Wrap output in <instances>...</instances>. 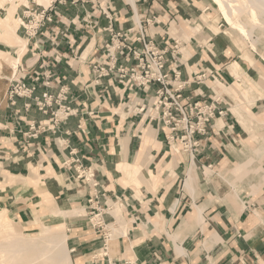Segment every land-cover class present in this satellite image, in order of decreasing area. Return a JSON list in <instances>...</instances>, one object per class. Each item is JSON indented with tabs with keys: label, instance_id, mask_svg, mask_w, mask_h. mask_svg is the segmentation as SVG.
<instances>
[{
	"label": "crops",
	"instance_id": "1",
	"mask_svg": "<svg viewBox=\"0 0 264 264\" xmlns=\"http://www.w3.org/2000/svg\"><path fill=\"white\" fill-rule=\"evenodd\" d=\"M69 1L56 5L55 20L37 34L27 35L20 24L16 28L25 41V50L21 54L11 50L10 54L18 59V73L38 86L32 98L17 97L13 106L5 99V92L0 97V205L23 222L32 219V211L44 192L52 198L49 209H81L69 216H55L48 208L41 214L46 223L65 227L71 264H264V190L256 198L243 199L246 206L241 209L240 199H233L235 203L229 197L233 194H224L220 176H233L237 165L234 153L242 157L249 147L264 154V86L258 85L259 67L255 65L257 61L264 69V40L258 39L256 47L263 55L253 47L248 49L255 56L252 65L237 42L226 35L201 32L207 37V46L198 44L193 35L188 41L171 35V24L177 25L179 18L191 15L188 1L187 5L183 0H152L136 5L148 36L159 47L169 48L174 39L179 41L178 80H191L194 73L204 74L185 86L184 94L210 100L215 93L222 100L219 106L226 108L225 114L216 116L207 126L206 134L197 135L200 145L193 158L181 151L185 160L174 159L165 139L167 129L147 117L146 107L140 113L133 111L145 103V96L152 94L157 85H152L148 93L139 91L134 95L133 90L107 78L99 85L92 80L91 64L100 58L101 47L109 40L107 27L125 30L133 25V7L126 2L110 4L109 0H100L99 4ZM34 5L33 0L21 4L15 18L23 19L24 7ZM100 7L111 15L110 21ZM208 8L206 5L204 11ZM88 40L93 43L85 53ZM167 58L169 69L168 53ZM235 61L242 67L241 81L252 85L251 93L235 92L234 87V92L229 91L235 78L228 67ZM121 62L130 65L133 61ZM10 70L11 75L12 66ZM45 73L51 80L48 88L40 84ZM170 79L174 83L171 72ZM60 89L66 90L64 104L73 113L55 128L44 127L29 137L32 122L41 127L51 124L50 111L40 112L33 97L45 90L56 95ZM28 102L31 106L26 109L24 104ZM56 108L53 103L51 110ZM60 116L58 113L57 118ZM240 117L249 128L260 125L263 135L247 133ZM255 137L263 140L257 144ZM234 143L240 144L237 150L225 149ZM75 157L93 169L97 186L80 184L76 179L72 163ZM191 159L196 175L193 193L185 187ZM206 168H214L222 179L199 178L196 172L201 176ZM124 170L130 171V177ZM18 179H24V183H16ZM94 192L103 194L98 196L97 204L108 206L102 215L109 234L105 238L89 220L88 198Z\"/></svg>",
	"mask_w": 264,
	"mask_h": 264
},
{
	"label": "built area",
	"instance_id": "2",
	"mask_svg": "<svg viewBox=\"0 0 264 264\" xmlns=\"http://www.w3.org/2000/svg\"><path fill=\"white\" fill-rule=\"evenodd\" d=\"M82 0H70L75 3ZM95 1L99 4L98 0ZM68 0H50L46 5H42L33 0L35 7H24V17L19 24L25 29L27 35H35L47 24L55 20L56 5H65ZM111 12L112 10L107 7ZM106 18L110 21L111 15L103 11ZM154 19V18H153ZM149 20H146L148 24ZM109 33V40L105 41L101 47L100 58L93 61L91 64V76L93 82L99 85L102 79L107 78L116 85H122L133 90L135 95L139 91L148 93L152 85L157 87L150 95L145 96L146 101L143 105L135 106L134 113H140L146 107L150 120H156L162 128L167 129L165 139L170 147L176 144L181 149L193 158L200 145V139L197 135H203L207 132V126L216 116L225 114L226 108H222L219 104L222 100L214 93L210 100L192 99L184 94L183 89L193 80H199L204 74H193L191 80H178L180 71L177 70V61L174 56L177 54L179 41L173 40V44L168 48L159 47L157 43L148 36L145 27L139 23L133 24L125 30H113L111 25L106 29ZM170 57L169 69L166 67L168 58ZM121 59L131 60L132 64L126 65L121 62ZM19 68V69H18ZM18 69V70H17ZM21 67H15L12 70L8 79V87L4 97L10 106L15 104L17 97L32 98L38 84L26 80V76L19 72ZM170 70V71H169ZM172 73V80L170 79ZM50 76L44 74V79L41 80V85L50 87ZM34 104L37 109L43 114L51 113L50 125L35 124L32 122L29 129L32 133H28L29 137L35 136L38 130L55 128L58 122L66 120L73 111L64 104L67 100L66 90L60 89L59 93L52 95L47 90L41 93L40 96L33 97ZM56 104L57 108L51 110L52 105ZM25 108H29L31 103H25ZM58 113L61 114L57 118ZM45 128V129H46ZM44 129V130H45ZM76 169V179H79L80 184L97 186L93 169L84 166L81 160L77 157L72 161ZM99 192H94L88 198L90 206L89 220L92 226L100 232H103L104 238L109 236L107 232V224L104 222L102 215L105 213L108 206L101 208L97 204Z\"/></svg>",
	"mask_w": 264,
	"mask_h": 264
},
{
	"label": "bare ground",
	"instance_id": "3",
	"mask_svg": "<svg viewBox=\"0 0 264 264\" xmlns=\"http://www.w3.org/2000/svg\"><path fill=\"white\" fill-rule=\"evenodd\" d=\"M17 1L18 0H0V9L4 7L5 4L7 6L4 9L6 15L3 17L0 16V43L8 48L7 53L9 54L11 50H14L18 54H21L25 50V41L16 33V28L18 27L21 19L13 17V14H17ZM49 1L50 0H40L43 4H47ZM127 1L132 4L133 9L135 10L134 0ZM213 1L216 3L217 8L226 20L228 27L232 31L231 33H239L240 36L242 35L243 38L248 39L251 44H253L252 41L254 43L258 42L259 31H262V34L264 33V0ZM135 13L136 12H134V16L132 17H134L133 23L137 25L139 23V19L137 17L138 15L136 16ZM90 44L91 41L88 40L85 51H87ZM6 56V52L0 50V62ZM17 60V58L12 57L11 60H9L10 63H8L15 68ZM240 71L241 68H239V74ZM239 77L238 73H236L235 85L238 86V88H241L242 83L238 82ZM235 85H233L234 89H236ZM242 86L246 87L244 84ZM252 154L254 157L251 156L248 159L238 161L241 169L231 181V192L235 197L237 196V190H244L247 187H251L253 190H256L264 182V171L260 172L257 176L252 175V172L256 167L255 165L258 164L256 161L257 157L259 158L254 151H252ZM190 163L191 165L189 170L193 168L192 159ZM124 171L128 177H130V171ZM10 179L11 180H9V182L13 180L12 178ZM26 180L32 181L30 179ZM185 186L189 192L193 193L194 187L191 185L190 179L187 180ZM240 203L243 205V207L240 205V208L243 209L246 201L240 200ZM51 205V196L44 192L42 193V201L37 202V211L41 209V212H43ZM49 211L55 216H69L75 215L82 210L79 208L73 210H63L57 207H51ZM198 211L200 212L201 210L199 209L197 212ZM31 220L32 222L34 220L35 223L38 222L37 224H39V231L32 235L24 232L22 229V226L27 224L28 221L22 222L17 219H9L6 214V209L2 207L0 208V264H71V256L69 250L67 249L68 234L66 233L64 226L56 225L51 228L48 223L45 224L44 221L42 222V219L37 216V214L36 216L34 215Z\"/></svg>",
	"mask_w": 264,
	"mask_h": 264
},
{
	"label": "rangeland",
	"instance_id": "4",
	"mask_svg": "<svg viewBox=\"0 0 264 264\" xmlns=\"http://www.w3.org/2000/svg\"><path fill=\"white\" fill-rule=\"evenodd\" d=\"M34 1H36V2H38L40 4H43V3L40 2V0H34ZM98 1H100V0H98ZM101 1H104V0H101ZM106 1H108V0H106ZM109 1H110V4L111 3L120 4V3H125L126 2V3H128V4H130L132 6V4L129 3L127 0H109ZM147 1H152V0H142V1H140V0H134V2H135L134 3L135 4V7H134L135 10H134V12H136L135 13L136 16L138 15L137 17H138L139 21L141 19H140L139 13L136 10V5L138 3L147 2ZM183 1H184V3L186 5H187V2L186 1L189 2L188 4L192 8L191 15L187 16V18L186 17L179 18V21H177V25L174 24V23H172L171 24V28L169 29V32L171 33V35H173L175 37H179V38L183 39L184 41H188L189 35H193L198 40V44H203L204 46L205 45L206 46L208 45V43H206V41H205V39L207 37L206 36L204 37V35H202L201 32H204V31H207L208 30V31L211 32V34L215 33L216 37H219L220 35H226L227 38H231V39L233 38L235 40V42H237L236 45H239L240 48L243 51V57H245L248 61H250V63L252 65H254L255 56L254 55H251L249 53L248 49L250 47H253V48L255 47L254 49L260 54L261 51H259L256 48L257 47V43H254L252 41L253 44H251L248 39L243 38L242 35L240 36L239 33H237V32L231 33L232 32L231 29L228 27V24H227L226 20L224 19L222 13L219 11V9L216 6V3L213 0H186V1L183 0ZM17 3H18V5H17V8H18V7H20L21 4L22 5H28V3L30 4V0H26V1L18 0ZM107 5L109 6V3H107ZM206 5L209 8L204 11V7ZM6 7L7 6L5 4V6L0 9V16L1 17H3V16L6 15V12H4V9ZM193 7H195V8H193ZM234 15H235V13H234ZM15 16H17V14L16 15L13 14V17L14 18H15ZM132 16H134V13L132 14ZM132 16H131V18L133 19L134 17H132ZM132 24H134V23L132 22ZM180 25H181V28L184 30L185 34L182 31V29L179 30V26ZM185 27H186V29H185ZM0 31H1V29H0ZM259 39L261 41L264 40V33L262 34V32H260V31H259ZM260 40H258V41H260ZM229 42H230L229 44H232L231 41H229ZM92 43L93 42L91 41V44L89 45L87 51H89V49L92 47ZM0 50L5 51L6 54H7V56L3 60H1V62H0L1 63V69H0V97H2L3 93L6 91V88H7V80L6 79L10 75V71H11L10 70L11 69V64H9L10 63L9 60H11V58L13 56L11 54L7 53L8 52V48L5 47L2 43H0ZM87 51H85V53H87ZM181 51L183 52V57H186L187 56V53L185 52V49L184 48H181ZM261 55H263V54L261 53ZM256 57H258V56L256 55ZM7 58H9V59H7ZM174 58H175L176 61H178V55L177 54L174 56ZM257 63L258 62L256 61V64L255 65H257L259 67V68H256L257 69V72H258V75H259V77L257 76L259 78L258 79L259 80V84L258 85H259V87H261V86H264V69H263V67H261V65L259 63L258 64ZM232 65H229V67H228L231 75H233V77L235 78L236 77V73H238V75L240 76V74H239V68H241V70H242L241 65L240 64H237L236 61ZM212 77L215 79L214 75ZM239 80H240L239 83H242V85L244 84V86H246V87H243L241 85V88H238V86H236L235 83H234L233 85L236 86V89H234V91L235 92H239V93H243V94L251 93L252 90H253L252 85H250L248 83L246 84V81H244V80L242 82L240 78H239ZM233 85H231L229 87V91H233ZM248 86H249V88H248ZM229 91L226 90V92H229ZM242 123H243V125H242ZM220 125L221 124H219L217 126H220ZM241 125L244 127V129H245V131L247 133H251L252 135H254V133H255L256 136H260V135L262 136L263 135V132H262L263 129H262V127H260V125H257L256 124L257 125L256 127L255 126H252L251 128H249L248 123L243 118H241ZM225 135H227V134H225ZM254 139H255V141H257V144L260 143L263 140L262 137L261 138L260 137H255ZM172 145H174V146L171 147V150L173 151L171 153V156L173 155L174 159H182V160H185L183 157H186V155H184V154L182 155V153H181L182 150L181 149H177V151H176V148H179V146L176 145V144H172ZM237 145H240V144L239 143H234L232 145L225 146V149H228L229 147H232V148H234V149L237 150L239 148V147L237 148ZM243 145L244 146H247V144H245V143H243ZM247 148L249 149V152H247L245 155H242V157L239 155V153L238 154L234 153V155L236 157L237 165L233 169V176L227 175L225 173L224 174L223 173L220 174V176L224 180V181H222L223 182V185H222L223 187L222 188H223L224 194L230 193V195H232V192H231V181L235 178L236 174L241 169V166H240V164H239L238 161L244 160V159H248L249 157H251L253 155L252 154V151H254V153L257 156H259V158L257 157V160H256L258 162V164L255 165L256 167L254 168V170L252 172V175L253 176H257L260 172H263L264 171V163H263V161H264V154L262 156V154H259L255 148L254 149H251L249 147H246V149ZM252 157H254V156H252ZM229 161H230V159L228 160L227 164L229 163ZM201 173L203 175L200 176L199 172H196V174H197V176H199V178H207L208 180L213 179V176H216V178L217 177L221 178L219 176V174H217V171H215L214 168L213 169L212 168H210V169L209 168H206L204 170V172H201ZM193 174H194V172H193V168H192L191 170L188 171L187 178H186V182H187L188 179H190L191 185L195 189V182L193 181ZM195 176L196 175L194 174V177ZM22 182H24V179H21V180L18 179V180H16V183H22ZM186 182H185V184H186ZM13 183H14V179L11 181V184H13ZM263 184H264V182H263ZM0 188H3L1 184H0ZM256 190L257 191L255 192V191H253V189L251 187H247L244 190H237V196L236 197L234 195L229 196V197H231V200L232 201H234L236 199H240V200L247 199L246 198L247 196L248 197H252L251 199L256 198L264 190V185H260L259 188L256 189ZM240 204L242 205V203H240ZM245 206H246V203H245L244 207ZM1 207L2 208H5L2 205H0V208ZM5 209H6V214H7V216H8L9 219H12V220H15V219L20 220V218H15V217H13V215L9 214L7 208H5ZM37 209L38 208H36V209H34L32 211L33 216L34 215L36 216V214H37V216H39L42 219L41 214H43L45 212H41V209H39L40 211L39 210L37 211ZM256 215H257V217L261 218L260 212H257L256 211ZM33 216H32V219H33ZM41 221L43 222L44 220L42 219ZM53 221H55V220H53ZM37 223H35L34 220H33V222H32V220H30L27 224H24L22 226V229H23L24 232H26L28 234H31V235L32 234H35L37 231H39V224H37ZM44 223L47 224L45 221H44ZM54 226H56V225L55 224L50 225L51 228L54 227ZM177 252H180V251H177ZM101 253H103V252H101Z\"/></svg>",
	"mask_w": 264,
	"mask_h": 264
}]
</instances>
